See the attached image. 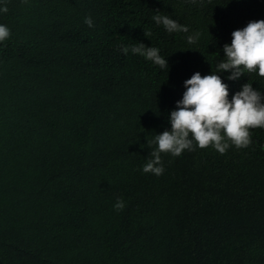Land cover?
Returning a JSON list of instances; mask_svg holds the SVG:
<instances>
[{
	"label": "trees",
	"instance_id": "1",
	"mask_svg": "<svg viewBox=\"0 0 264 264\" xmlns=\"http://www.w3.org/2000/svg\"><path fill=\"white\" fill-rule=\"evenodd\" d=\"M3 6L0 264H264V128L246 148L162 153V175L142 170L184 81L217 70L232 32L264 19V0ZM157 10L189 32H167ZM139 42L169 69L120 50ZM218 74L229 99L247 82L264 95L256 73Z\"/></svg>",
	"mask_w": 264,
	"mask_h": 264
},
{
	"label": "clouds",
	"instance_id": "2",
	"mask_svg": "<svg viewBox=\"0 0 264 264\" xmlns=\"http://www.w3.org/2000/svg\"><path fill=\"white\" fill-rule=\"evenodd\" d=\"M23 2L27 3V0ZM7 11V6L0 7V12ZM152 19L157 25H163L169 33L189 32L187 26L168 15L160 14L159 10ZM84 22L89 27L94 26L91 17H86ZM10 35V29L0 24V42ZM200 35L196 32L187 36L188 43H196ZM231 36V43L223 46L224 56L218 61L216 71L203 76L195 72L184 81L186 90L169 116L170 130L156 134L153 140H147L151 151L142 169L144 173L156 176L163 174L162 153L178 157L185 150L194 151L196 147L205 149L211 146L224 154L231 146L237 149L250 146V130L264 128V95L247 82L229 99V85L218 74L230 72L227 77L230 81L238 80L245 72L256 73L264 78V19L249 21L245 27L234 30ZM120 50L124 54L131 51L161 69H169L167 59L160 55L156 47H146L139 42L121 46ZM124 207L125 202L118 197L114 208L122 211Z\"/></svg>",
	"mask_w": 264,
	"mask_h": 264
}]
</instances>
